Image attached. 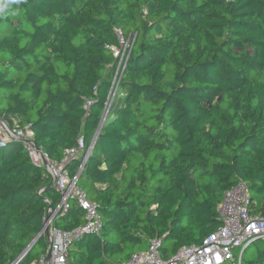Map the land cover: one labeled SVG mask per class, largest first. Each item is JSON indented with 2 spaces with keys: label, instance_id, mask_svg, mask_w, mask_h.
I'll list each match as a JSON object with an SVG mask.
<instances>
[{
  "label": "trees",
  "instance_id": "1",
  "mask_svg": "<svg viewBox=\"0 0 264 264\" xmlns=\"http://www.w3.org/2000/svg\"><path fill=\"white\" fill-rule=\"evenodd\" d=\"M117 32L133 35L130 56L99 129ZM0 117L27 126L56 161L99 131L76 185L102 229L74 240L67 264H125L152 239L166 262L218 230L222 195L239 181L264 216V0H0ZM80 162L66 164L72 178ZM59 200L18 142L0 147V264ZM83 222L70 202L52 225ZM47 251L40 236L22 264ZM240 264H264V243Z\"/></svg>",
  "mask_w": 264,
  "mask_h": 264
},
{
  "label": "built area",
  "instance_id": "2",
  "mask_svg": "<svg viewBox=\"0 0 264 264\" xmlns=\"http://www.w3.org/2000/svg\"><path fill=\"white\" fill-rule=\"evenodd\" d=\"M112 84L113 86L116 84L117 89L115 79ZM112 90L111 87L110 92ZM108 101L99 129L110 110ZM90 105L91 102L86 101V107ZM98 133L99 131L86 150L83 139H79L75 147L65 150L63 158L56 161L50 159L42 148L37 146L33 133L27 126H20L15 119L8 122L0 117V147L10 141L19 142L31 162L44 168L50 185L60 194L57 207L54 210L49 209L51 212L46 223L47 233L44 230L45 227L42 228L41 236L48 241V251L40 255L32 264H67L68 251L74 240L87 234H100L102 221L97 206L76 185L97 142ZM75 158L81 159V162L72 178L66 169V164ZM70 202H74L82 211L84 222L70 230H58L52 225L53 220L69 210ZM219 215L221 226L207 236L201 244L183 247L164 262L160 254L161 242L158 239H152L145 252L133 255L125 264H240L243 252L252 243L257 241L264 243V216L252 213L250 193L244 182L239 181L223 193ZM48 253L49 258H47ZM24 256H19L11 264H22Z\"/></svg>",
  "mask_w": 264,
  "mask_h": 264
},
{
  "label": "rangeland",
  "instance_id": "3",
  "mask_svg": "<svg viewBox=\"0 0 264 264\" xmlns=\"http://www.w3.org/2000/svg\"><path fill=\"white\" fill-rule=\"evenodd\" d=\"M133 38L132 34H129L128 36H122L119 32H118V39H119V44H120V48L119 49H113V53L117 59V65H112L111 67L114 66V78L115 81H117L115 78L116 74H117V69L118 66L120 64V62L122 60H125L126 58H128L130 55V44H131V40ZM113 88V90L109 93L108 98V107L110 106V110L112 105H114L116 103V101L118 100V98L120 97V94L118 93L117 89H116V84L113 86H111ZM109 110V111H110ZM109 113V112H108ZM105 115V114H103ZM102 115V117H103ZM19 151H21V148H19Z\"/></svg>",
  "mask_w": 264,
  "mask_h": 264
},
{
  "label": "water",
  "instance_id": "4",
  "mask_svg": "<svg viewBox=\"0 0 264 264\" xmlns=\"http://www.w3.org/2000/svg\"><path fill=\"white\" fill-rule=\"evenodd\" d=\"M50 212H51V210H48L47 211L46 217L44 218V221H43V226L45 227L44 230H45L46 233H47L46 223H47L48 216H49ZM42 231L43 230L41 229V231L38 233V235L36 236V238L28 245V247L25 249V251L20 256L26 255L32 249V247H33L34 243L36 242V240L38 238H40V236L42 235ZM49 257H50V254L48 253L47 258H49Z\"/></svg>",
  "mask_w": 264,
  "mask_h": 264
}]
</instances>
